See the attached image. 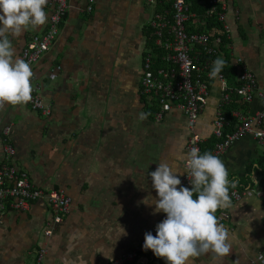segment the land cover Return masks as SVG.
<instances>
[{
	"label": "crops",
	"instance_id": "crops-1",
	"mask_svg": "<svg viewBox=\"0 0 264 264\" xmlns=\"http://www.w3.org/2000/svg\"><path fill=\"white\" fill-rule=\"evenodd\" d=\"M225 2L230 64L238 70L237 60L243 59L264 87V0ZM154 10L151 0H69L56 42L31 67L32 87H40L52 114L44 116L28 102L8 104L1 111L0 160H6L3 144L8 140L16 149L12 162L34 185L64 190L72 206L51 238L45 231L54 211L45 201L24 212L9 211L0 224V264H36L42 247L47 248L45 264H109L133 251L164 215L151 204L158 197L149 173L161 160L172 161L184 173L179 157L188 153L190 132L185 115L177 110L157 121L142 91ZM44 11V25L29 26L19 36L9 34L19 58L27 42L46 30L50 0ZM221 98L215 83L196 126L206 143L214 138ZM258 113L264 114L260 98L249 105L251 116ZM9 126L5 138L3 129ZM263 157L264 144L253 135L219 156L229 180L238 181L235 188L244 189L236 201L230 187L231 206L215 213L228 230L232 251L223 258L201 255L193 264H264V200L252 190L254 177L264 185V167L259 166ZM243 181L246 186H238ZM135 264L166 262L146 252Z\"/></svg>",
	"mask_w": 264,
	"mask_h": 264
},
{
	"label": "built area",
	"instance_id": "built-area-1",
	"mask_svg": "<svg viewBox=\"0 0 264 264\" xmlns=\"http://www.w3.org/2000/svg\"><path fill=\"white\" fill-rule=\"evenodd\" d=\"M151 2L155 5V10L149 21V29L154 44L144 53L141 86L144 96L151 102L154 118L161 121L173 110L184 114L190 132L186 150L189 152L195 147L202 154L206 139L197 132L196 126L208 103L211 86L216 83L221 88L222 98L216 108L213 136L217 142L211 153L219 157L248 135H253L260 144H264L263 113L251 116L241 111H233L232 117L236 118L238 123L232 130H227L231 124L225 115V108L232 103L235 96L248 105L256 98L264 100V87L258 82L255 73L239 58L236 86L231 85L222 72L216 78L210 77L213 62L218 56H223L222 48L225 47L228 51L231 49L225 0ZM158 5L161 7L157 10ZM50 6L52 13L46 30L31 38L22 52V59L29 63L30 67L36 65L56 42L69 10V0H50ZM210 19H214L221 26L213 27L208 33L192 32L205 29ZM32 88V98L28 104L44 116H50L52 104L45 102L40 96L38 85ZM4 108L0 109V113ZM10 132L11 127H5L4 137L9 138ZM3 151L6 160H0V224L9 211L24 212L35 202L45 201L54 211L53 220L45 231V235L51 238L56 226L69 215L72 199L64 190L36 187L29 174L12 162L16 149L8 140L3 144ZM184 170L178 188H191V177L187 176L185 165ZM252 186L255 194L264 200V185L259 178L254 177ZM231 195L239 201L244 196V189L235 188ZM165 218L164 213L157 224ZM156 225L151 231L153 236L156 235ZM143 243L144 239L133 251L109 264H135L137 261L139 263L142 254L152 252L145 250ZM46 254L47 248H40L36 264H45Z\"/></svg>",
	"mask_w": 264,
	"mask_h": 264
},
{
	"label": "clouds",
	"instance_id": "clouds-1",
	"mask_svg": "<svg viewBox=\"0 0 264 264\" xmlns=\"http://www.w3.org/2000/svg\"><path fill=\"white\" fill-rule=\"evenodd\" d=\"M48 0H0V109L6 104L21 105L31 100L33 71L19 58L9 40V34L19 36L29 26L44 25L48 16L44 11ZM218 56L213 62L211 78H216L225 67ZM141 119L146 115L141 114ZM184 161L191 188L181 185L172 161L161 160L149 173L158 199L152 200L155 212L166 218L156 225V235H144L143 248L163 259L166 264H193L194 258L213 254L228 256L231 250L229 233L215 213L231 206L229 188L238 181L229 180L223 161L210 152L200 154L193 147L179 157ZM184 174V173H180ZM83 264V262H81Z\"/></svg>",
	"mask_w": 264,
	"mask_h": 264
},
{
	"label": "trees",
	"instance_id": "trees-1",
	"mask_svg": "<svg viewBox=\"0 0 264 264\" xmlns=\"http://www.w3.org/2000/svg\"><path fill=\"white\" fill-rule=\"evenodd\" d=\"M160 5L157 6V10L160 9ZM221 25L216 23V21L213 19H210L208 21V24L206 26L205 29L201 30H192V32H211L213 30V27H220ZM151 34V30L148 28L147 31V37H148V41H147V48L148 47H153L154 44V39L152 37H150ZM225 36V35H224ZM223 51V56L222 58L225 60V67L224 69L221 71L229 80V83L233 86L237 85V78H238V70L234 69L231 64H230V53L228 51V49H226L225 47L222 48ZM233 111H241L244 114H249V105L248 104H244L239 97L235 96L232 103H230L226 108H225V115L226 117L229 119L231 126L227 129V130H232L234 129V127L236 126V124L238 123V120L234 117H232V112ZM150 112L153 113V110H151L150 108ZM217 140L215 138H213L212 140H209V142L205 143V145L203 146L202 149V154L204 152H210L212 151L214 145L216 144ZM264 157L262 159L259 160V166L262 168L264 167ZM252 173V170H249L248 175L250 176ZM241 187L246 186V181L242 182V185H238Z\"/></svg>",
	"mask_w": 264,
	"mask_h": 264
}]
</instances>
